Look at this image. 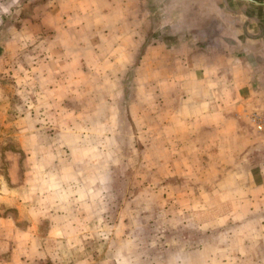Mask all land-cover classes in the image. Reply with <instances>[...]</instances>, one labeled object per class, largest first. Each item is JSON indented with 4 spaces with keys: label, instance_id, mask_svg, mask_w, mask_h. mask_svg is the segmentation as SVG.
<instances>
[{
    "label": "rangeland",
    "instance_id": "374dc122",
    "mask_svg": "<svg viewBox=\"0 0 264 264\" xmlns=\"http://www.w3.org/2000/svg\"><path fill=\"white\" fill-rule=\"evenodd\" d=\"M14 1L0 0V264H120L125 241L135 264H262L264 192L218 185L230 169L238 181L264 169L254 119L264 110L248 112L244 130L221 144L188 131L171 142L165 127L149 129L169 112L153 120L152 97L135 82L144 46L114 94L94 97L59 81L58 64L38 68L37 57L50 58L32 42L37 32L17 45L24 15ZM36 1L24 0V11ZM54 16L47 25L63 22ZM52 34L41 33L44 44Z\"/></svg>",
    "mask_w": 264,
    "mask_h": 264
},
{
    "label": "crops",
    "instance_id": "0c3cea01",
    "mask_svg": "<svg viewBox=\"0 0 264 264\" xmlns=\"http://www.w3.org/2000/svg\"><path fill=\"white\" fill-rule=\"evenodd\" d=\"M221 1L38 0L24 11L27 5L21 0L15 11L24 15L17 45L27 47L30 32H37L32 42L50 58L37 57L39 69L58 64L63 70L55 76L59 81L68 80L71 87L82 83L86 94L105 98L114 94L111 86L119 88L125 68L135 64L144 46L135 76L139 93L152 97L153 120L157 113L169 112L162 124L149 129L165 127L171 142L188 131L221 144L223 135L244 130L248 112L264 110V0H223L228 9ZM53 12V18L62 13L63 22L47 25ZM45 29L53 32L48 44L41 35ZM141 104L134 105V116H140ZM249 172L255 185L250 178L244 181L249 177L244 172L238 181L237 170L230 169L225 174L229 182L218 187L229 193H263L264 169L251 167ZM228 200L231 206L234 200ZM260 204L264 206V198ZM127 242L118 247L115 260L135 264L128 260L136 252Z\"/></svg>",
    "mask_w": 264,
    "mask_h": 264
},
{
    "label": "built area",
    "instance_id": "2783aa9c",
    "mask_svg": "<svg viewBox=\"0 0 264 264\" xmlns=\"http://www.w3.org/2000/svg\"><path fill=\"white\" fill-rule=\"evenodd\" d=\"M254 119L257 120L258 128L260 130L264 129V113L263 114H255Z\"/></svg>",
    "mask_w": 264,
    "mask_h": 264
}]
</instances>
